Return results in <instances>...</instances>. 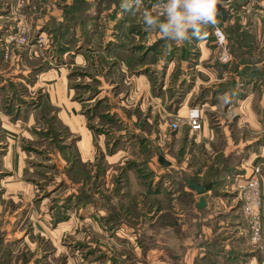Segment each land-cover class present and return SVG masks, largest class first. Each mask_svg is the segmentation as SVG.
<instances>
[{"label": "rangeland", "instance_id": "374dc122", "mask_svg": "<svg viewBox=\"0 0 264 264\" xmlns=\"http://www.w3.org/2000/svg\"><path fill=\"white\" fill-rule=\"evenodd\" d=\"M31 1V4L27 6L24 4L25 8L21 6V14L24 15L26 20L16 23L14 34L19 30L18 25L24 22L31 31L32 39L42 36L47 38L46 43L34 48L13 47L8 50L6 49L4 56L10 59L11 52L14 50L24 51L33 49L36 50L37 53L39 52L38 57L40 60H38L40 62L42 58H45L47 62L49 61V65L53 66L58 59L54 61L56 54L54 55L51 48L58 44L60 45V41L63 40V38L65 39V44H70L68 52L63 54L64 58L57 61L60 65L57 63L55 66H58V70L65 69L63 73H65V75L67 73L66 78L69 80L68 88L75 89L76 94L81 95L77 97V99H81L84 97L82 95H85V98L91 100V103H88V99L85 98L81 100V102L84 103L87 125L88 122L90 124L88 125L89 127L95 123L99 125L96 132H100L99 134L104 135L108 140V144L111 143L113 145L110 153L118 152L117 150L120 149L125 153L128 152L126 158L129 159V162L123 165L119 164L113 169L116 176L119 175L118 179H116L117 183H121L119 180L122 179V175H124L123 171L125 170L126 172L127 169L135 172L138 178L141 174L139 169H141L142 173L145 174L146 180L150 181V179H152L151 173L153 167L148 165H141V167L138 165V162H144V159H150L152 156L154 159H157L156 157L160 156V153L153 150L151 147L146 148V145H144L145 149H143V153L139 152L140 155L137 156L136 149L134 148L135 144H127V141L124 140V137L127 135L118 134L120 129L125 127V124L123 121H120L121 118H119V114L113 112L114 107L110 105L109 98L104 96L105 98L101 99V97H99L93 101L97 93L96 83L88 82L86 79L88 75L81 73L80 70L82 69H79L78 66L72 68V53H77L79 50L77 48L79 37H84L87 32L94 29L100 30L97 42L99 39L101 41H108L110 37H112V42L106 43L107 50L111 51V54L112 52L116 54L115 51L118 50L119 47H125V45H127L130 50L143 49V51H145L142 56L144 57L143 61L147 60L153 63L160 61L161 68L159 71L155 70L158 74L155 75L154 81L158 82L160 80L158 91L166 94L167 103L165 107L169 108L172 105H176L175 109H178L181 104L186 103L188 99V105L197 106L202 111L204 109L205 112L203 111V116L210 121V126L213 129L215 128V133L217 132L218 140L212 145V147L216 145L217 148L214 147V149L223 150L229 146L231 150L235 151L233 145L237 142L238 144H241L240 142H246L247 144L252 143L246 145L244 149L251 148L252 146H264V127L259 125L258 121L261 118H257L258 120L253 119V121H256V126L255 123L252 122V117L250 119L247 116L248 110L256 109L257 111L258 108H261L259 107V96L257 94V98L254 99L255 102L247 103L244 95L253 92V89L249 91L247 87H241L240 85V83L244 81L243 79L251 77V75L246 73L250 70V67L244 68L242 74L238 71L241 77L240 81H236L235 78L229 76V80L222 84L215 77L216 80L211 84V87L203 88L199 86L193 91L196 78L200 76L202 67L201 65V67L198 68L200 65L199 62H202L200 61L201 50L199 46L202 40L208 41L207 43L210 46L208 47V51L211 53L209 57L211 59L207 61H213L214 67L216 64L224 69H228L229 65L233 63V69L237 65L234 63L237 61L241 63L242 58L246 59V56L240 53H238V56L232 54L231 50H234V43L229 41V37H227L228 35L225 30L230 32V25L234 24L236 26H233V28L243 29L244 33H247V29L252 28L254 31H260V34L257 36H264V4L261 0H249V3L247 2L245 6H242L238 12H234V5L237 4V2L242 3L245 0H230V2L229 0H225L224 2L228 5V8H226L227 12L229 11L232 13L230 25L223 26V20L219 17L217 18V25L208 26L203 30L206 35H204L202 39L197 37L192 38V30L189 29V38L182 44L172 36L165 34L161 28V25L168 21L167 6L170 0H44L43 3L39 2V0ZM46 2L49 5L45 4ZM255 6H259L261 9L255 8ZM49 9H52L54 14H57V12L60 14V12H62L63 21L59 20L55 22L54 17H51L52 12L49 11ZM48 11L49 16L46 15ZM45 15L53 19V29L56 27V31H54L55 34L53 33L52 36L48 34L44 36L34 29V21ZM149 18L154 22L151 24L148 23ZM258 19H260V26L259 28H255L253 26V21ZM73 22L76 23V26H74ZM68 24L69 26H67ZM217 26L220 27L226 35L228 42L227 47L233 57L231 63L223 64L219 61L220 52L214 37V30ZM127 31L134 34L133 37H131ZM103 32H106V35H104ZM128 35L130 37H128ZM123 36H127V38H123ZM135 36L139 39H136ZM84 38L86 41L88 40L87 36ZM263 40L264 38L257 39L259 43L256 42V45H254V41L251 42L254 47L258 48L256 56V59L259 58L258 61L264 59L262 53V50H264ZM45 47L48 49L45 52H41V50L44 51ZM149 56L151 57L149 58ZM116 57L118 59H123V56H119V54H117ZM249 60H251V57ZM39 61H34L30 65H25V68L22 65L14 66L11 68L8 76L0 74V79L4 76L9 81L7 89H4L0 94V112L3 111L4 115H9L11 121L16 122L24 110L28 109L31 111L36 109V107L39 106V104H37L39 95H33V92L27 90L26 85H23L24 87L20 86V84L13 82L12 79L10 80L9 77L12 78L13 76V78H18L19 76H23L20 73V70H22V72L25 73L29 72L30 75H27L29 78L28 81L30 83L33 82L40 73V69H35V67L39 65ZM173 62H175L176 68L169 78L170 81L166 89L167 91H165L167 71ZM116 63L118 64L117 61L113 60L112 64L114 65ZM137 67L138 66H134L133 70H136ZM186 68H188V71L185 70ZM251 74L253 73L251 72ZM255 74L254 76H256L257 80H262L261 77L264 76V72L258 71L255 72ZM136 75H138V73ZM203 75L205 76L204 73ZM117 76L119 75L116 74V77ZM78 77H80V81L84 83V86L80 84L82 86L81 89L77 87L75 82ZM217 77L220 78L221 76ZM30 83H27V85ZM256 87H259L258 83L255 84L254 88ZM226 92L238 93L239 96L235 100H233L231 96H228L227 99L220 103L217 109L212 110L210 106L217 103L216 96ZM113 93L118 94L119 87L115 90L113 88L108 89V94ZM33 96H36L34 98H38L35 100L37 103H35L34 100H30L28 104H25L27 103L26 101L24 102V100H27L25 97L29 99ZM121 101L125 102V99ZM171 101H173V104ZM23 104L25 105L23 106ZM126 104L127 105L123 106V110L127 111L128 114L133 112L135 107L134 104ZM50 105L51 104H46V102H44L40 110V117L37 118V126L40 130L38 133L39 142H31L26 138H20L18 140L23 143L22 151L25 152L28 157H31V163H28L30 172L23 181L28 188L33 189L25 198L30 199V204H34L36 209H34L35 213L32 214L34 219L28 223L27 217H29L28 213H30V211L28 209L29 205L26 206L23 209L22 219L19 222L17 219L21 214L13 215V212L18 209L20 210L17 205L23 202L25 198L17 199V203H7V200L0 202L2 204V202L5 201L3 204L10 208V214H8V216L12 218V220H6V211H3V209L2 212L0 211V264H117V258L112 259L111 262L105 263L104 259L107 257L104 256L106 255L105 253L115 256L124 255L125 259L134 256L135 254H133L132 248L121 249L120 242L135 237V233L131 229H129L130 232L122 230L120 225L122 223L137 224V222L141 221L146 222L148 215L145 214V216L141 214L142 210L139 212L136 211L137 206H133V211L131 208H128V210L132 211L128 214L121 212L120 208L115 205L113 206L112 212L108 211L107 213L105 211L108 210V208L107 204L104 203L103 191L108 190L110 185L106 187V189L103 188L104 180L101 178V175L103 174V170L107 168L104 164V158L109 154L108 148H106L107 150L103 149V141L99 138L97 144L99 146L94 147L95 152L93 151V157L95 159L92 160L93 163L90 162V164L78 166L77 162L79 161L76 159L77 155L73 152L76 139L71 135L68 128L71 126V122L68 123L66 119L62 123L61 120L57 119L55 111L59 110ZM25 106H28V108H25ZM67 106H70L69 100L65 103L64 108ZM107 111H110V113L106 114ZM174 119H176L175 116L166 117L169 128L170 123ZM92 122L95 123L93 124ZM0 138H2V134H0ZM117 139L120 140L117 141ZM227 139H229L230 144H228ZM99 142H101V144H99ZM180 143H182V141ZM129 147L130 149L128 151L127 148ZM181 153H184V151L181 150ZM232 155L231 153L228 156H224L222 161L223 165L221 164V166L218 164L220 168L212 165V176L210 177V180H212L215 178L216 172L218 173L224 170L226 174L225 177H227L226 182L219 181L218 183H220V185L226 184L224 188L229 191H231L230 186L233 183L232 178L235 175L236 167L238 163H240L238 156L235 157V155ZM139 158L143 160L141 161ZM155 161L157 162L158 160ZM159 162L154 165V168H162ZM144 163H146V161ZM4 176L5 175H1L0 178ZM178 180L180 182L183 181V184L186 185L182 176ZM10 181L13 183V178H11ZM122 183L121 186H123ZM124 184L126 185V194L131 196L133 200L135 197L136 199L141 198L140 203H142V196L145 194L139 190L137 191L134 185H131V178L127 179ZM183 184L180 183V187L179 185L178 187L181 188ZM146 189H149V187H146ZM82 195L85 196L83 199H81ZM46 198L47 200L44 204V210L46 212H42L40 211V205L43 199ZM25 204L27 203L25 202ZM135 204L137 205V203ZM144 204H146V209L150 208L149 212H155L149 215V222L154 221L158 223L161 220L164 222H172L168 214H163V219H161L162 217L160 220L156 219L155 215L158 211L152 210L150 203H147L146 199L144 200ZM14 217L17 221L14 220ZM140 217L143 218L140 219ZM38 223L40 226H37ZM8 226L15 227L13 233L19 229L17 235L10 234V241L6 240L9 234L6 232L7 230L5 227ZM145 231L147 234L143 237L152 239V234L147 230ZM140 236L141 235L137 236L140 239L139 241H143L142 236ZM116 244L119 247L116 246ZM255 249L257 253L262 251V245L260 247H255ZM123 263L126 264L128 262ZM118 264H120V262Z\"/></svg>", "mask_w": 264, "mask_h": 264}, {"label": "crops", "instance_id": "0c3cea01", "mask_svg": "<svg viewBox=\"0 0 264 264\" xmlns=\"http://www.w3.org/2000/svg\"><path fill=\"white\" fill-rule=\"evenodd\" d=\"M43 1L44 0H39V2L42 3ZM261 1L264 4V0ZM31 2V0H0L1 75L4 74L8 76L11 68L14 66L22 65L25 68V65H30L32 62L40 60L38 57L39 52L37 53V51L33 49L24 51L14 50L11 52L10 59L4 56L7 48V41L14 34L16 23L26 20L24 15L21 14V6L25 8V5L31 4ZM45 4L48 3L46 2ZM49 11L52 12V9H49ZM49 11L46 15L49 14ZM46 15L38 18L32 23L34 24L35 31L39 32V34L42 33L44 36L47 34L52 36L53 33L55 34L54 31H56V27L53 29V19L48 17L49 15ZM51 17H54L55 22L59 20L63 21L62 12H60V14H58V12L57 14L52 12ZM259 20L260 19L253 21V26L255 28H259ZM247 32L249 35L248 38L251 39V42L254 41V45H256V42L259 43L257 39L264 38L263 35L262 37L257 36L260 34V31H254L252 28L247 29ZM99 33L100 30L95 29L87 32L84 36H87V41L83 36L79 35L77 46L79 50L77 53L72 51V68L78 66L79 69H82L80 70L81 73L88 75L86 76L88 82L96 83L97 93L93 101L99 97H101V99L105 98L104 96L109 98L110 105L114 107L113 112L119 114V118H121L120 121H123L125 124V127L121 128L118 134L127 135L124 137L127 144H135L134 148L136 149L137 156L143 153V149H145L144 145H146V148L151 147L153 150L160 153V156L156 157L157 159H154L153 156L150 159H144L146 163L142 161L143 159L139 158L142 161L138 162L139 166L148 165L153 167L151 173L152 179H150V181L146 180L145 174L142 173L141 169H139L141 172L139 178L136 176L135 172L127 169L126 172L125 170L123 171L124 175H122V179L119 180L121 183H125L127 179L131 178V185H134L137 191L139 190L145 194L142 196V203H140L141 198H137V201L135 197L136 200H133L131 196L126 194V185L124 183H122L123 186H121V183H117L116 179H118L119 175L116 176L113 169L119 164L123 165L129 162V159L126 158L128 152L125 153L120 149L117 150L118 152L110 153L113 145L111 143L108 144V140L104 135L99 134L100 132H96L99 125H96L95 122V124L92 122L94 125L90 127L88 126L90 125L89 122L87 125L84 103L81 102V100L85 98V95H82L84 96L83 98L77 99V97L81 95L76 94L75 89L68 88L69 80L66 78L67 73L66 75L63 73L65 69L58 70V66H55L58 63L57 61L64 58V53L61 51L58 52V45L51 48L54 55L56 54L54 61L58 59L55 65L50 66L49 61L47 62V59L42 58V63L39 61V65L35 67V69H40V73H37L38 75L36 74L37 76L33 82L30 83L28 81L29 72L25 73L22 72V70H20V73L23 76H19L18 78H13V76L12 78L9 77L10 80L12 79L13 82L20 84V86L26 85L27 90L33 92V95H39L38 103L35 101L38 98H34L36 96H33L29 99L25 97V99H27L24 100V102H27L25 104H28L30 100H34L39 106L31 111L28 109L24 110L16 122L11 121L10 116L4 115L3 111L0 112V134H2V138H0V176L5 175L0 178V202L7 200V203H17V199L25 198V196L33 190L28 188L23 181L30 172L28 163H31V157H28L27 154L22 151L23 143L18 140L20 138H26L31 142H39L38 133L40 130L37 126V118L40 117V110L43 103L46 102V104L49 103L51 104L50 106L58 108L59 111H55L57 119L61 120L62 123L66 119L68 123L71 122V126L68 128L71 135L76 139L73 152L77 155L76 159L79 161L77 162L78 166L87 165L90 164V162L93 163V151L94 147L99 146L97 145L99 138L103 141V149L107 150L106 148H108L109 154L104 158V164L107 168L103 170V174L101 175V178L104 180L103 188L106 189V187L110 185L108 190L103 191L104 203L107 204L108 208V210L105 211L107 213L108 211L112 212L113 206L115 205L120 208L121 212L128 214L133 211V209L130 211L128 208L137 206L136 211L139 212L142 210L141 214L148 215L146 222L141 221L137 222V224L122 223L120 225L122 230L130 232L129 229H131L135 233V237L129 238L126 241L122 240V242H120L122 248H120L129 249L130 247L135 255L125 259L124 255L115 256L105 253L106 255L104 256H107L104 259L105 263L111 262L112 259L117 258V264L119 262L120 264H124L123 262H128L126 264H264V238L262 251L258 253L255 252L257 250L250 244L247 226L241 213V200L235 188L238 182H241L252 174L255 167L261 168V180L263 183L262 228L264 232V146H252L251 148L244 149L246 145L252 143L247 144L246 142H240L241 144H238V142H233L235 151L231 150L229 146L223 150L214 149L216 145L213 147L212 145L218 140L217 132L215 133V128L213 129L210 126V121L204 116L203 129L197 134H191L189 129L185 127L178 132L171 131L166 117L175 116L186 118L189 109L196 108L197 106L188 105L187 99L186 103L181 104L178 109H175L176 105L166 108V94L158 91L160 80L158 82L154 81L155 75L158 74L155 70L159 71L161 68L160 61L154 63L148 62L147 60L143 61L144 57L142 56L145 51H143V49L130 50L127 45H125V47H119V49L115 51L116 54H114V52L111 54V51L107 50L106 43L112 42V37H110L108 41H101L99 39L97 42ZM127 33L131 37L134 35L130 31H127ZM103 34L106 35V32H103ZM129 35L128 37H130ZM135 37L139 39L137 36ZM123 38H127V36H123ZM207 42L206 40H202L199 45L201 50L200 61L202 62H199L200 65L198 68H200L201 65L202 67L200 76L196 78L193 91L199 86L203 88L211 87V84L216 80L215 77L222 84L229 80V76L235 78L236 81H240L241 77L239 73L232 69L233 63L229 65L228 69H224L216 64L214 67L213 61H207L211 59L209 58L211 53L208 51V47L210 46ZM254 45L247 42L237 50L241 55L246 56V59L242 58L241 63H238V61L234 63L237 64L240 74H242L246 67H250V70H254V72H264V59L262 61H258L259 58L256 59L258 48L254 47ZM47 49L48 48L45 47L44 51L41 50V52H45ZM262 53L264 55V50H262ZM117 54L123 56V59H118L116 57ZM150 57L151 56H149V58ZM250 57L251 60H249ZM113 60L117 61L118 64L116 63L113 65ZM134 66H138L136 70H133ZM175 68V62H173L167 71L165 91H167L166 89L170 81L169 78ZM185 70L188 71V68ZM137 73L138 75H136ZM116 74L119 76L116 77ZM215 75L221 77L219 78ZM261 78L262 80H257L255 76L249 77L243 79L244 81L241 82L240 85L241 87H247L249 91L253 89V92L244 95L247 103L255 102L254 99L257 98L256 96L258 94L259 107L261 108H258L257 111L256 109L248 110L247 116L250 119L252 117V122H254L255 125L256 121H253V119L261 118L257 120L259 121V125L264 127V76ZM0 80L1 94L4 89H7L9 81L4 76ZM80 80L81 78L78 77L75 82L77 87L81 89V85L84 86V83ZM27 83L30 84L27 85ZM256 83H258L259 87L254 88ZM117 87H119L118 94H108V89L113 88L115 90ZM228 96H231L232 99L235 100L239 94L226 92L216 96L217 103L210 106V108L212 110L217 109L220 103L227 99ZM123 99H125V102L121 101ZM68 100L70 101V106L64 108ZM87 101L91 103L90 99ZM126 103L134 104L135 107L133 112L128 114L127 111L123 110V106L127 105ZM171 103L173 104V101H171ZM25 104H23V106ZM25 108H28V106H25ZM107 113H110V111H107L106 114ZM118 140L120 139H117V141ZM227 140L228 144H230L229 139ZM181 141L182 143H180ZM99 144H101V142H99ZM127 149L129 151L130 147ZM181 150H183L184 153H181ZM231 153L235 155V157L238 156L240 161L236 167L235 175L232 178L233 186L230 188L231 191L224 188L226 184L220 185V183H218L219 181L226 182L227 177H225L226 174L224 170L218 173V177L219 175L220 177L217 179L218 182L212 185L211 191H208L203 196L198 195L187 184L185 185L183 181L180 182L178 180L182 176L183 179L196 182L198 185L203 186L204 179L211 170V166L215 165L220 168L218 164L221 165L224 156H228ZM161 157H164L166 162L169 163L168 167L163 166L159 162V158ZM155 160H158L157 162L162 165L161 169L154 168V165L157 163ZM11 178L14 180L13 183L10 181ZM180 183L183 184L181 188H179ZM77 187L80 188L79 186ZM146 187H149L150 190L146 189ZM202 197L206 199L207 207L203 210H199L196 206L199 199ZM145 199L147 203H150L152 210L158 211L155 215L156 219L160 220L161 217V219H163V214H168L172 222H164L162 220L158 223L154 221L149 222V215L155 212H149L150 208L146 209V204H144ZM46 200L47 198L43 199L40 205V211L42 212H46L44 210ZM4 202H2V204L0 203V211L2 212V209L6 211V220H12V218L8 216V214H10V208L6 207V205L3 204ZM25 202L27 204H25ZM135 203H137V205ZM28 205L30 211V213H28L29 217H27L28 223L34 219L32 214L35 213L34 209H36V207H34V204H30V199L25 198L23 202L17 205L20 210L18 209L13 212V215L21 214L17 219L19 222L22 219L23 209ZM142 218L143 217H140V219ZM14 220H16L15 217ZM37 226H40L39 223ZM5 229L9 234L6 239L7 241L11 239L10 234L17 235V231H19L18 229L13 233L15 227L12 226L5 227ZM145 230L152 234V239L143 237L147 234ZM139 235L142 236L143 241H139L140 239L137 237ZM116 246L118 245L116 244Z\"/></svg>", "mask_w": 264, "mask_h": 264}, {"label": "built area", "instance_id": "2783aa9c", "mask_svg": "<svg viewBox=\"0 0 264 264\" xmlns=\"http://www.w3.org/2000/svg\"><path fill=\"white\" fill-rule=\"evenodd\" d=\"M18 32L7 41V50L10 48L37 47L44 45L47 38L39 36L31 38V31L27 24L21 22L18 25ZM215 43L220 52L219 61L228 64L233 61L227 45V38L220 27L214 30ZM188 128L191 134H197L203 129V111L200 108H191L186 118L176 117L170 123V130L178 132L183 128ZM233 186V183L230 187ZM241 200V213L246 223L250 244L253 247H260L263 243L262 228V207H263V183L261 180V168H254L252 174L235 185ZM252 264V263H247Z\"/></svg>", "mask_w": 264, "mask_h": 264}, {"label": "clouds", "instance_id": "9594fccd", "mask_svg": "<svg viewBox=\"0 0 264 264\" xmlns=\"http://www.w3.org/2000/svg\"><path fill=\"white\" fill-rule=\"evenodd\" d=\"M218 6L228 7L224 0H170L167 6L168 21L161 28L180 44L189 38V29L192 30V38L202 39L206 35L203 31L206 27L218 24ZM153 22L151 18L148 19V23Z\"/></svg>", "mask_w": 264, "mask_h": 264}, {"label": "trees", "instance_id": "16d2710c", "mask_svg": "<svg viewBox=\"0 0 264 264\" xmlns=\"http://www.w3.org/2000/svg\"><path fill=\"white\" fill-rule=\"evenodd\" d=\"M225 1V0H224ZM238 1V0H237ZM246 2V3H245ZM247 2L249 3V0H245V1H243L242 3H239V2H237V4H235L234 5V7H235V9H234V12H238L239 10H240V8L242 7V6H245L246 4H247ZM228 8V7H227ZM255 8H258V9H261V7H259V6H255ZM228 13H229V17H228V21L227 22H222L223 23V26H227L228 24L230 25V21H231V18H232V13L231 12H229L228 11ZM238 16V15H237ZM74 23V26H76V23L75 22H73ZM67 26H69V24L67 25ZM233 26H236V25H234V24H231L230 25V29H231V31L230 32H228L227 30H225V32L227 33V35H228V37H229V41H231L232 43H234V45H233V49L234 50H231V52H232V54L233 55H235V56H238V53H240V52H238L237 50L240 48V47H242L244 44H246L247 42H249L250 44H251V39H249L248 37H249V35H248V32L247 33H244V30L243 29H240V28H233ZM133 32V31H132ZM65 39L63 38V40H61L60 41V45L58 44V52H62V53H66V52H68V48H70V44L68 43V44H65ZM238 42H240V43H238ZM239 44V45H238ZM236 46V47H235ZM57 52V53H58ZM222 66V65H221ZM234 69V71L235 72H237L238 73V66L236 65V67L235 68H233ZM253 73V74H251V72ZM257 71V70H256ZM248 75H251V77H254V75H256L255 74V72H254V70H248L247 72H246ZM256 77V76H255ZM212 170V169H211ZM209 171L208 172V174H207V176H206V178L204 179V182H203V187L204 186H208V185H214L216 182H218L217 181V177H218V173L216 172V174H215V178L214 179H212V180H210V177L212 176L211 174H212V171ZM184 180H186V179H184ZM187 181H190V180H187ZM196 183V182H195ZM83 197H85V196H83L82 195V198H81V196H80V198L81 199H83ZM88 198V197H87ZM131 209H133L132 207H130ZM134 210V209H133Z\"/></svg>", "mask_w": 264, "mask_h": 264}, {"label": "water", "instance_id": "95a60500", "mask_svg": "<svg viewBox=\"0 0 264 264\" xmlns=\"http://www.w3.org/2000/svg\"><path fill=\"white\" fill-rule=\"evenodd\" d=\"M219 7V12L220 14L218 15L217 18L221 17L222 20L224 22H226L228 20V12L226 10V8L222 7V6H218ZM160 162L163 166L165 167H168L169 166V163L166 162L165 158L164 157H161L160 158ZM186 184L195 192L197 193L198 195L200 196H203L205 195L208 191H211L212 189V185H208V186H200L198 185L197 183L193 182V181H187L185 180ZM197 209L199 210H203L207 207V201L204 197L200 198L199 199V202L197 204Z\"/></svg>", "mask_w": 264, "mask_h": 264}]
</instances>
